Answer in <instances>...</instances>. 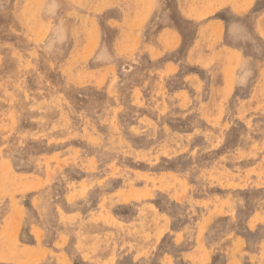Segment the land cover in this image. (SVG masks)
Listing matches in <instances>:
<instances>
[{
	"label": "rangeland",
	"instance_id": "obj_1",
	"mask_svg": "<svg viewBox=\"0 0 264 264\" xmlns=\"http://www.w3.org/2000/svg\"><path fill=\"white\" fill-rule=\"evenodd\" d=\"M71 1L0 0V176H2L0 177V214H2L0 218L1 221L3 220L2 222H4V220L6 222L0 234V242L2 241L0 243V264H36V262H39L38 259L41 260L38 264H64V261L67 259L65 264H209L213 261V255L211 252H205V245H203L205 239L204 232L213 223L215 225L217 224L219 229H221L222 232L220 231V233L225 243V247L221 250L222 256L220 255L217 259L218 264H259V262L260 264H264V52L260 59L252 61L246 62L243 58L239 59L240 62L238 63L239 60L234 62L233 59L230 65L226 66L222 62V59L215 62V64L209 68L208 75L210 77H205V95H199L200 99H198V103L196 100L197 95L189 92L185 88L172 93L168 90V85H166L167 82L165 84L162 81L158 82V80L153 82L152 76L160 75L161 77L164 73L154 68V64H152L151 67H147L144 63L133 58V56L131 57L130 55L133 53L129 55V50H133V46L129 48V45H122L120 44V40L117 45L106 44V30L104 24L107 4L113 1L114 5V3H121L123 0H120L121 2L119 0H80L79 3H77L78 0ZM125 2L129 4V0H125ZM31 11H33L32 16H30ZM83 17L84 19H82ZM44 26L46 32L44 31ZM39 30L41 34L45 32L42 38L39 37L41 36ZM38 37L40 39H37ZM134 49L138 51V46H135ZM221 54V50H219V54L216 56L222 58V56H220ZM129 58L131 61L128 60ZM75 66H77L76 69H74ZM71 71L75 76L71 74ZM115 76L119 79H116ZM146 80H148V82H146ZM201 88V86H198L199 90ZM11 98L13 100H11ZM41 100H45L44 103L41 102ZM195 101H197V103H195ZM157 102H159V104ZM156 105H158L157 108H155ZM59 107L60 110L58 109ZM54 109H56V111ZM188 110L190 111L188 112ZM105 112L108 115H106ZM84 113L87 114L84 115ZM158 116L159 118H157ZM81 118L85 119L83 120ZM73 119L75 120L73 121ZM148 120L154 123L152 124L151 121L149 123ZM254 120L257 121L254 123ZM258 120L261 121L262 124ZM240 121L242 122L240 123ZM87 123L90 124V126ZM110 124L111 127H109ZM124 124L126 126H124ZM137 124H139V126ZM154 124H157V128ZM76 126L79 127L77 128ZM139 127L142 128L139 129ZM170 128L172 130L174 129L173 132L175 131V133H173ZM165 130H167L166 133ZM241 131L243 133H241ZM109 132H111L112 135ZM202 132L207 133V136ZM215 132H217L219 136ZM102 134L103 136H101ZM192 139L195 140L193 141ZM118 141H121L120 144ZM52 142H54V144H51ZM99 142L101 146L98 144ZM245 142H247V144ZM164 143L168 145L166 146ZM176 146L178 147L176 148ZM185 146H188V148ZM160 147L162 149L165 147L166 149L160 150ZM75 150L77 153H75ZM145 150L147 153L144 152ZM238 152L240 154H238ZM74 155L77 156L74 157ZM137 156H139V158L142 156V159H139ZM73 159L77 161L74 162ZM91 159L93 160L91 161ZM8 165H10L11 168ZM7 166L9 168H6ZM175 166H177V168ZM48 170L51 172L49 175L48 172L47 175L51 178H48L46 175ZM111 171L117 174H112ZM136 171H138V173ZM204 171L206 173H203ZM146 172H149V174L146 175ZM13 174L15 175L14 178ZM237 174L241 175L237 176ZM4 178L7 179L5 180ZM39 178L42 184L39 182ZM226 178L228 179L226 180ZM131 179L133 181H131ZM12 180L13 183H10ZM66 180L68 182H66ZM91 182L93 183L92 185H90ZM85 183L87 186H85V188L87 190L82 187ZM66 184L67 186H65ZM165 184L168 186H165ZM259 184L262 185L260 186ZM1 186H3V188H1ZM178 186L181 188L184 186L185 188L183 187L182 189L187 190V192L185 191V193L182 194L181 192H184V190L182 191ZM71 187L72 189H70ZM148 189L149 192H147ZM143 190H146V193ZM219 191L221 193H219ZM125 193H127L128 197ZM147 193L150 194L148 195ZM178 193L180 196H178ZM69 195L71 197H69ZM114 196H117V198L115 199ZM227 196H229L230 199ZM135 198H137V200ZM14 199L17 200V203ZM111 199H114V201L112 202ZM115 200L118 202L116 203ZM42 201H44V203ZM58 201L60 204L57 203ZM103 201L104 206L102 203ZM197 202L198 204H196ZM227 202H229V205ZM21 205L22 207H19ZM170 208H172V210ZM219 208L222 209L220 210ZM212 210L215 212H212ZM226 210H229L228 213ZM20 211L23 214L20 213ZM71 213H73L74 216L71 215ZM77 213H79V215ZM212 213L214 215L216 214V216H213ZM14 214H18V217L16 216V218L13 219L15 216ZM256 214H258V216ZM97 215L98 219L96 218ZM260 215L263 218L260 217ZM212 216L214 218H211ZM252 216L255 219H253ZM38 217H40V219ZM92 217L96 219H92ZM129 217H131V220H129ZM139 219H141V221ZM198 219H200V221H197ZM117 221H120L121 225L118 224ZM206 221L208 224H205ZM20 223L22 224L20 225ZM63 223L66 224L64 225ZM154 223L156 225H154ZM193 225L196 227L194 228ZM5 228L7 231H5ZM133 229L136 232H134ZM199 229L203 230V233H200L201 230ZM149 230H151V233ZM37 231L38 233L40 231L42 232V234H40L41 232L39 233L40 239ZM71 232L73 233L71 234ZM161 233L163 235H161ZM10 236L14 238L11 239ZM173 237L178 239L176 240L177 242ZM7 238L11 240H7ZM94 238L96 240H94ZM199 238H201V241ZM64 239H66V241H62ZM81 239L82 242L79 241ZM149 239L151 240L150 243H148ZM199 242H202V245H200L201 243ZM239 242L242 243L243 246L240 244V247L238 245ZM83 243L86 245H83ZM254 243L257 244L255 245ZM80 244L83 248L85 247V250H83L81 246H78ZM94 244L98 247L96 245V248L93 247ZM130 245L133 246L130 247ZM236 245L238 248L237 251L235 249ZM141 246H143L142 249ZM246 246L249 249H247ZM88 247L91 248V250L89 249L90 252H88ZM154 247L156 248L154 249ZM44 248H47L46 251ZM185 248H187V250ZM79 249L81 251H79ZM234 253L237 257L234 256ZM41 254H44L43 257L40 256ZM97 254L98 256H94ZM30 255L35 256L31 258ZM37 256H40V258H37ZM158 257H160V259ZM94 258H96L97 261ZM256 258L257 260L259 258L260 261H257Z\"/></svg>",
	"mask_w": 264,
	"mask_h": 264
},
{
	"label": "crops",
	"instance_id": "obj_2",
	"mask_svg": "<svg viewBox=\"0 0 264 264\" xmlns=\"http://www.w3.org/2000/svg\"><path fill=\"white\" fill-rule=\"evenodd\" d=\"M245 1L129 0L128 4L123 0L114 5L112 1L107 4L105 13V41L107 45H117L120 40L122 45L133 46V50H129V55L133 53L130 56L144 63L145 66L151 67L154 64V68L161 70L164 75L152 76V80L159 82L162 79V82H167L168 90L172 93L185 88L198 97L203 96L205 95V77H210L208 71L215 62L222 59L226 66L230 65L233 59L235 62L239 58H244L247 62L262 57L264 0H247L244 4ZM220 22L223 27L220 26ZM118 23L121 24L118 25ZM136 35L137 37H134ZM117 36L120 38L118 39ZM135 46H138V51L134 49ZM219 50H221L222 58L216 56ZM198 86L204 87L199 90ZM198 97H196L197 101ZM5 224V220L1 222L0 218V233ZM220 235V229L214 223L205 231V252L208 250L207 252L213 253V261L209 264H218L217 259L221 255L222 248L225 247Z\"/></svg>",
	"mask_w": 264,
	"mask_h": 264
},
{
	"label": "bare ground",
	"instance_id": "obj_3",
	"mask_svg": "<svg viewBox=\"0 0 264 264\" xmlns=\"http://www.w3.org/2000/svg\"><path fill=\"white\" fill-rule=\"evenodd\" d=\"M19 1H20V0H19ZM21 1H23V0H21ZM51 1H53V0H51ZM67 1H68V0H67ZM70 1H71V0H70ZM72 1H74V0H72ZM72 1H71V2H72ZM102 1H103V0H102ZM119 1H120V0H119ZM181 1H182V0H181ZM241 1H242V0H241ZM246 1H247V0H246ZM246 1L244 2V4L247 3ZM257 1H258V0H257ZM10 2H11V1H10ZM65 2H66V1H65ZM75 2H76V1H75ZM79 2H80V0H78L77 3H79ZM120 2H121V1H120ZM208 2H209V1H208ZM52 3H53V2H52ZM77 3H76V4H77ZM81 3H82V2H81ZM85 3H86V2H85ZM131 3H132V2H131ZM210 3H211V2H210ZM49 4H50V3H49ZM76 4H75V5H76ZM202 4H203V3H202ZM50 5H51V4H50ZM75 5H74V6H75ZM174 5H175V4H174ZM6 6H7V5H6ZM53 6H54V5H53ZM79 6H80V5H79ZM81 6H82V5H81ZM30 7H31V6H30ZM72 7H73V6H72ZM87 7H88V5H87ZM126 7H127V6H126ZM129 7H130V6H129ZM122 8H123V7H122ZM69 9H70V8H69ZM73 9H74V7H73ZM142 9H143V7H142ZM144 9H145V8H144ZM209 9H210V8H209ZM246 9H247V8H246ZM29 10H30V8H29ZM40 10H41V9H40ZM71 10H72V9H71ZM239 10H240V9H239ZM129 11H130V10H129ZM132 11H133V9H132ZM32 12H33V11H31V15H30V16L33 15ZM121 12H122V10H121ZM225 12H226V11H225ZM48 13H49V12H48ZM65 13H66V12H65ZM70 13H71V12H70ZM80 13H82V12H80ZM90 13H91V12H90ZM122 13H123V12H122ZM127 13H128V11H127ZM251 13H252V12H251ZM155 14H156V13H155ZM34 15H35V14H34ZM80 15H81V14H80ZM116 16H117V15H116ZM118 16H119V15H118ZM245 16H246V15H245ZM36 17H37V16H36ZM78 17H79V16H78ZM179 17H180V16H179ZM204 17H205V16H204ZM80 18H81V16H80ZM130 18H131V16L129 17V19H130ZM241 18H242V17H241ZM27 19H28V18H27ZM82 19H84V17H83ZM216 19H217V18H216ZM250 19H251V18H250ZM78 20H79V19H78ZM38 21H40V20H38ZM115 21H116V20H115ZM204 21H205V20H204ZM215 21H216V20H215ZM217 21L219 22V20H217ZM29 22H30V21H29ZM43 22H44V21H43ZM79 22H81V21H79ZM182 22H183V21H182ZM77 23H78V22H77ZM121 23H122V22H121ZM121 23H120V24H121ZM28 24H29V23H28ZM30 24H31V22H30ZM41 24H42V23H41ZM80 24H81V23H80ZM122 24H123V23H122ZM213 24H214V23H213ZM215 24H216V23H215ZM39 25H40V24H39ZM44 25H45V24H44ZM76 25H77V24H76ZM78 25H79V24H78ZM118 25H119V24H118ZM123 25H124V24H123ZM4 26H5V25H4ZM27 26H28V25H27ZM33 26H34V25H33ZM81 26H82V24H81ZM220 26L223 27V24L221 25V22H220ZM75 27H77V26H75ZM127 27H128V26H127ZM129 27H130V26H129ZM132 27H133V26H132ZM138 27H139V26H138ZM213 27H214V26H213ZM217 27H218V24H217ZM217 27H215V28H217ZM77 28H78V27H77ZM80 28H82V27H80ZM135 28H136V27H135ZM219 28H221V27H219ZM40 29H42V28H40ZM44 29H45V26H44ZM110 29H111V28H110ZM130 29H131V28H130ZM132 29H133V28H132ZM185 29H187V28H185ZM215 30H217V29H215ZM220 30H221V29H220ZM222 30H223V28H222ZM16 31H17V30H16ZM44 31L46 32V29H45ZM44 31H43V32H44ZM115 31H116V30H115ZM255 31H256V30H255ZM34 32H35V31H34ZM36 32H37V31H36ZM45 32L41 34V33H40V30H39V33L41 34V36H39V37L42 38V37L45 35ZM72 32H73V31H72ZM78 32H80V31H78ZM93 32H94V29H93ZM93 32H92V33H93ZM113 32H114V31H113ZM132 32H133V31H132ZM132 32H131V33H132ZM137 32H138V31H137ZM193 32H194V31H193ZM251 32H252V31H251ZM70 33H71V32H70ZM138 33H139V32H138ZM155 33H156V32H155ZM4 34H5V33H4ZM120 34H121V33H120ZM120 34H119V35H120ZM191 34H192V33H191ZM36 35H37V34H36ZM42 35H43V36H42ZM91 35H92V34H91ZM113 35H114V34H113ZM119 35H118V36H119ZM154 35H155V34H154ZM219 35H221V34L219 33ZM37 36H38V35H37ZM71 36H72V35H71ZM95 36H96V35H95ZM118 36H117V38H118ZM138 36H139V35H138ZM143 36H145V35H143ZM178 36H179V35H178ZM217 36H218V35H217ZM39 37H38L37 39H40ZM130 37H131V36H130ZM134 37H137V35L134 36ZM145 37H146V36H145ZM150 37H151V36H150ZM94 38H95V37H94ZM96 38H97V36H96ZM117 38H116V39H117ZM119 38H120V37H119ZM119 38H118V39H119ZM143 38H144V37H143ZM143 38H142V39H143ZM219 38H220V37H219ZM7 39H8V38H7ZM29 39H30V38H29ZM178 39H179V37H178ZM12 40H13V39H12ZM45 40H46V39H45ZM45 40H44V41H45ZM95 40H96V39H95ZM121 40H123V39H121ZM136 40H137V38H136ZM154 40H155V38H154ZM36 41H37V40H36ZM42 41H43V40H42ZM92 41H93V40H92ZM98 41H99V40H98ZM124 41H125V40H124ZM143 41H144V40H143ZM151 41H152V40H151ZM151 41H149V42H151ZM1 42H2V41H1ZM15 42H16V41H15ZM96 42H97V41H96ZM96 42H95V43H96ZM139 42H140V41H139ZM259 42H260V41H259ZM35 43H36V42H35ZM37 43H38V42H37ZM69 43H70V42H69ZM136 43H137V42H136ZM178 43H179V42H178ZM260 43H261V42H260ZM10 44H11V43H10ZM32 44H33V43H32ZM125 44H126V43H125ZM134 44H135V43H134ZM176 44H177V43H176ZM202 44H203V43H202ZM95 45H96V44H95ZM73 46H74V45H73ZM141 46H142V45H141ZM173 47H174V46H173ZM173 47H172V48H173ZM5 48H6V47H5ZM129 48H131V45H130ZM1 49H2V48H1ZM45 50H46V49H45ZM71 50H72V49H71ZM3 51H4V50H3ZM159 52H160V51H159ZM183 52H184V51H183ZM236 52H239V51L236 50ZM1 53H2V51H1ZM36 53H37V52H36ZM36 53H35V54H36ZM157 53H158V52H157ZM167 53H168V52H167ZM167 53H166V54H167ZM192 53H193V51H192ZM194 53H195V52H194ZM228 53H229V52H228ZM63 54H64V53H63ZM237 55H238V54H237ZM5 56H6V55H5ZM182 56H183V55H182ZM238 56H239V55H238ZM240 56H241V54H240ZM249 56H251V55L249 54ZM138 57H139V56H138ZM163 57H164V56H163ZM174 57H175V56H174ZM157 58H158V57H157ZM5 59H6V58H5ZM182 59H183V58H182ZM232 59H233V58H232ZM239 59H240V58H239ZM7 60H9V59H7ZM41 60H42V59H41ZM121 60H122V59H121ZM154 60H155V59H154ZM165 60H166V59H165ZM204 60H205V59H204ZM204 60H203V62H205ZM0 61H1V60H0ZM57 61H58V60H57ZM130 61H131V60H130ZM176 61H177V60H176ZM230 61H231V60H230ZM2 62H3V61H2ZM206 62H207V61H206ZM239 62H240V60L238 61V63H239ZM115 63H116V62H115ZM130 63H131V62H130ZM28 64H29V63H28ZM33 64H34V63H33ZM88 64H89V63H88ZM39 65H40V64H39ZM162 65H163V64H162ZM2 66H3V65H2ZM10 66H11V65H10ZM30 66H31V65H30ZM60 66H61V65H60ZM171 66H172V64H171ZM215 66H216V65H215ZM76 67H77V66H75L74 69H76ZM112 67H113V66H112ZM143 67H144V66H143ZM174 67H175V66H174ZM3 68H4V67H3ZM32 68H33V67H32ZM42 68H43V67H42ZM63 68H64V67H63ZM114 68H115V67H114ZM175 68H177V66H176ZM175 68H174V70H175ZM186 68H187V67H186ZM186 68H185V69H186ZM215 68H216V67H215ZM217 68H218V67H217ZM70 69H71V68H70ZM70 69H69V70H70ZM128 69H129V68H128ZM30 70H31V69H30ZM44 70H45V69H44ZM69 70H68V71H69ZM143 70H144V69H143ZM143 70H142V71H143ZM171 70H173V69H171ZM174 70H173V71H174ZM46 71H47V70H46ZM72 71H74V70H72ZM72 71H71V74H72ZM167 71H168V70H167ZM47 72H48V71H47ZM76 72H77V70H76ZM114 72H115V71H114ZM114 72H113V73H114ZM139 72H140V71H139ZM139 72H138V73H139ZM48 73H49V72H48ZM48 73H47V74H48ZM73 73H74V72H73ZM25 74H26V73H25ZM25 74H24V75H25ZM49 74H50V73H49ZM79 74H80V73H79ZM79 74H78V75H79ZM104 74H105V73H104ZM104 74H103V75H104ZM225 74H226V73H225ZM235 74H236V73H235ZM235 74H234V75H235ZM6 75H7V74H6ZM72 75H73V74H72ZM103 75H102V77H103ZM105 75H107V74H105ZM133 75H134V74H133ZM161 75H162V74H161ZM73 76H75V75H73ZM86 77H87V76H86ZM107 77H108V76H107ZM161 77H162V76H161ZM164 77H165V76H164ZM171 77H172V76H171ZM233 77H234V76H233ZM115 78H116V76H115ZM115 78H114V79H115ZM176 78H177V77H176ZM105 79H106V78H105ZM105 79H104V80H105ZM116 79H119V78H116ZM133 79H134V78H133ZM138 79H139V77H138ZM169 79H170V78H169ZM79 80H80V79H79ZM83 80H84V79H83ZM104 80H103V81H104ZM134 80H135V79H134ZM179 80H180V79H179ZM18 81H19V80H18ZM161 81H162V79H161ZM175 81H176V80H175ZM211 81H212V80H211ZM253 81H254V80H253ZM105 82H106V81H105ZM146 82H148V80H146ZM149 82H150V81H149ZM233 82H234V81H233ZM102 83H103V82H102ZM102 83H101V84H102ZM150 83H151V82H150ZM161 83H162V82H161ZM163 83H164V82H163ZM175 83H176V82H175ZM209 83H210V82H209ZM164 84H165V83H164ZM183 84H184V83H183ZM232 84H233V83H232ZM52 85H53V84H52ZM61 85H62V84H61ZM176 85H177V84H176ZM184 85H185V84H184ZM188 85H189V84H188ZM236 85H237V84H236ZM5 86H6V85H5ZM169 86H170V85H169ZM185 86H187V85H185ZM18 87H19V86H18ZM132 87H133V86H132ZM132 87H131V88H132ZM203 87H204V86H203ZM203 87H202V88H203ZM207 87H209V86H207ZM244 87H245V86H244ZM252 87H253V86H252ZM19 88H21V87H19ZM140 88H141V85H140ZM177 88H178V87H176V89H177ZM180 88H181V87H180ZM202 88H201V89H202ZM237 88H238V87H237ZM246 88H247V86H246ZM194 89H195V88H194ZM201 89H200V90H201ZM232 89H233V88H232ZM131 90H132V89H131ZM140 90H141V89H140ZM242 90H243V89H242ZM60 91H61V90H60ZM126 91H127V90H126ZM128 91H129V90H128ZM234 91H235V90H234ZM9 92H11V91H9ZM159 92H160V91H159ZM203 92H204V91H203ZM240 92H241V90H240ZM249 92H250V91H249ZM11 93H12V92H11ZM122 93H123V92H122ZM139 93H140V92H139ZM142 93H143V92H142ZM155 93H156V92H155ZM103 94H104V93H103ZM188 94H189V93H188ZM199 94H200V93H199ZM199 94H198V95H199ZM201 94H202V93H201ZM246 94H247V93H246ZM248 94H249V93H248ZM47 95H48V94H47ZM127 95H128V94H127ZM140 95H141V94H140ZM169 95H170V94H169ZM27 96H28V95H27ZM63 96H64V95H63ZM120 96H121V95H120ZM143 96H144V95H143ZM143 96H142V97H143ZM165 96H166V94H165ZM186 96H187V94H186ZM15 97H16V96H15ZM139 97H140V96H139ZM157 97H158V96H157ZM187 97H188V96H187ZM197 97H198V96H197ZM199 97H200V96H199ZM199 97H198V99H200ZM234 97H235V96H234ZM236 97H237V96H236ZM13 98H14V97H13ZM58 98H59V97H58ZM100 98H101V97H100ZM111 98H112V97H111ZM144 98H145V97H144ZM174 98H176V97H174ZM190 98H191V97H190ZM201 98H202V97H201ZM238 98H239V97H238ZM26 99H27V98H26ZM124 99H125V98H124ZM177 99H178V98H177ZM186 99H187V98H186ZM11 100H13V99L11 98ZM11 100H10V102H11ZM122 100H123V99H122ZM143 100H144V99H143ZM154 100H155V98H154ZM156 100H157V98H156ZM162 100H163V99H162ZM165 100H166V98H165ZM44 101H45V100H44ZM44 101L41 100V102H43V103H44ZM53 101H54V100H53ZM59 101H60V100H59ZM59 101H58V102H59ZM120 101H121V100H120ZM150 101H151V100H150ZM152 101H153V100H152ZM191 101H192V100H191ZM220 101H221V100H220ZM63 102H64V101H63ZM65 102H66V101H65ZM114 102H115V101H114ZM154 102H155V101H154ZM166 102H167V101H166ZM195 102H196V101H195ZM203 102H204V101H203ZM234 102H235V101H234ZM237 102H238V101H237ZM11 103H12V102H11ZM56 103H57V102H56ZM66 103H67V102H66ZM144 103H145V101H144ZM157 103L159 104V102H157ZM161 103H162V102H161ZM184 103H185V102H184ZM189 103H190V102H189ZM198 103H199V102H198ZM108 104H109V103H108ZM186 104H187V102H186ZM225 104H226V103H225ZM262 104H263V103H262ZM51 105H52V104H51ZM114 105H115V104H114ZM176 105H177V104H176ZM178 105H179V104H178ZM200 105H202V104H200ZM240 105H241V104H240ZM57 106H58V105H57ZM111 106H112V105H111ZM157 106H158V105H156V107H155V106H154V107L157 108ZM228 106H229V105H228ZM232 106H233V104H232ZM236 106H237V105H236ZM262 106H263V105H262ZM101 107H102V106H101ZM113 107H114V106H113ZM145 107H146V106H145ZM152 107H153V106H152ZM160 107H161V106H160ZM160 107H159V109H160ZM182 107H183V106H182ZM182 107H181V108H182ZM191 107H192V106H191ZM224 107H225V106H224ZM240 107H241V106H240ZM55 108H56V107H55ZM90 108H91V107H90ZM103 108H104V107H103ZM105 108H106V107H105ZM127 108H128V107H127ZM193 108H194V107H193ZM195 108H196V107H195ZM228 108H229V107H228ZM52 109H53V108H52ZM56 109H57V108H56ZM56 109H54V110L56 111ZM58 109L60 110V107H59ZM62 109H63V108H62ZM88 109H89V108H88ZM101 109H102V108H101ZM135 109H136V108H135ZM141 109H142V108H141ZM149 109H150V108H149ZM168 109H169V108H168ZM202 109H203V108H202ZM224 109H225V108H224ZM235 109H236V108H235ZM261 109H263V108H261ZM37 110H38V109H37ZM59 110H58V111H59ZM102 110H103V109H102ZM104 110H106V109H104ZM109 110H110V109H109ZM152 110H153V109H152ZM154 110H155V109H154ZM197 110H198V108H197ZM226 110H227V109H226ZM47 111H48V110H47ZM50 111H51V110H50ZM58 111H57V112H58ZM82 111H83V110H82ZM107 111H108V110H107ZM164 111H165V110H164ZM189 111H190V110H188V112H189ZM221 111H222V110H221ZM223 111H224V110H223ZM230 111H231V110H230ZM236 111H237V110H236ZM23 112H24V111H23ZM29 112H30V111H29ZM31 112H32V111H31ZM33 112H34V111H33ZM52 112H53V111H52ZM97 112H98V111H97ZM100 112H101V111H100ZM111 112H112V110H111ZM151 112H152V111H151ZM186 112H187V111H186ZM186 112H185V113H186ZM25 113H26V112H25ZM55 113H56V112H55ZM63 113H64V112H63ZM77 113H78V112H77ZM80 113H82V112H80ZM87 113H88V112H87ZM87 113H84V115L87 114ZM91 113H92V112H91ZM103 113H104V112H103ZM115 113H116V112H115ZM120 113H121V112H120ZM173 113H175V112H173ZM246 113H247V112H246ZM49 114H50V113H49ZM96 114H97V113H96ZM100 114H101V113H100ZM105 114H106V112H105ZM164 114H165V113H164ZM182 114H183V113H182ZM182 114H181V115H182ZM38 115H39V114H38ZM76 115H77V114H76ZM78 115H79V114H78ZM88 115H89V114H88ZM106 115H108V114H106ZM179 115H180V114H179ZM201 115H202V114H201ZM227 115H228V114H227ZM230 115H231V114H230ZM240 115H241V114H240ZM261 115H262V114H261ZM148 116H149V115H148ZM167 116H168V115H167ZM183 116H184V115H183ZM191 116H192V115H191ZM191 116H189V117H191ZM210 116H211V115H210ZM219 116H221V115H219ZM219 116H218V117H219ZM225 116H226V115H225ZM237 116H238V115H237ZM243 116H244V115H243ZM23 117H24V116H23ZM29 117H30V116H29ZM77 117H78V116H77ZM81 117H82V116H81ZM95 117H96V116H95ZM132 117H133V116H132ZM211 117H212V116H211ZM228 117H229V116H228ZM228 117H227V118H228ZM230 117H231V116H230ZM254 117H255V116H254ZM258 117H259V116H258ZM92 118H93V116H92ZM106 118H107V117H106ZM145 118H149V117H145ZM151 118H152V117H151ZM157 118H159V116H158ZM175 118H176V117H175ZM187 118H188V117H187ZM197 118H198V117H197ZM235 118H236V117H235ZM256 118H257V117H256ZM31 119H32V118H31ZM76 119H77V118H76ZM81 119L84 120L85 118H81ZM87 119H88V117H87ZM87 119H86V120H87ZM100 119H101V118H100ZM100 119H99V120H100ZM139 119H140V118H139ZM139 119H138V120H139ZM141 119H142V118H141ZM201 119H202V118H201ZM218 119H220V118H218ZM239 119H240V118H239ZM241 119H242V118H241ZM258 119H259V118H258ZM28 120H29V119H28ZM41 120H42V119H41ZM71 120H72V119H71ZM74 120H75V119H73V121H74ZM86 120H85V121H86ZM104 120H107V119H104ZM104 120H103V121H104ZM108 120H109V119H108ZM112 120H113V119H112ZM202 120H203V119H202ZM225 120H226V119H225ZM225 120H224V121H225ZM228 120H229V119H228ZM228 120H227V122H228ZM234 120H235V119H234ZM29 121H30V120H29ZM92 121H93V120H92ZM100 121H101V120H100ZM128 121H129V120H128ZM141 121H142V120H141ZM148 121H149V120H148ZM150 121H151V120H150ZM150 121H149V123H150ZM205 121H206V120H205ZM230 121H231V120H230ZM255 121H257V120H254V123H255ZM258 121H259V120H258ZM87 122H88V121H87ZM114 122H115V121H114ZM123 122H124V121H123ZM136 122H137V121H136ZM167 122H169V121H167ZM188 122H189V121H188ZM236 122H237V121H236ZM241 122H242V121H240V123H241ZM250 122H251V121H250ZM259 122H261V121H259ZM71 123H72V122H71ZM100 123H101V122H100ZM142 123H143V122H142ZM151 123H152V121H151ZM153 123H154V122H153ZM153 123H152V124H153ZM196 123H197V122H196ZM20 124H21V123H20ZM87 124H88V123H87ZM92 124H93V123H92ZM92 124H91V125H92ZM112 124H113V123H112ZM145 124H146V123H145ZM188 124H189V123H188ZM208 124H209V123H208ZM236 124H237V123H236ZM261 124H262V122H261ZM13 125H14V124H13ZM13 125H12V126H13ZM88 125L90 126V124H88ZM96 125H97V124H96ZM96 125H95V126H96ZM137 125L139 126V124H137ZM154 125H155V124H154ZM156 125H157V124H156ZM156 125H155V126H156ZM195 125H196V124H195ZM195 125H194V127H195ZM3 126H4V124H3ZM18 126H19V125H18ZM21 126H22V125H21ZM26 126H27V125H26ZM58 126H59V125H58ZM80 126H81V124H80ZM118 126H119V125H118ZM121 126H122V125H121ZM124 126H126V125L124 124ZM124 126H123V127H124ZM130 126H131V125H130ZM146 126H147V125H146ZM150 126H151V125H150ZM165 126H166V125H165ZM192 126H193V125H192ZM241 126H242V125H241ZM247 126H248V125H247ZM251 126H253V125H251ZM256 126H257V124H256ZM260 126H262V125H260ZM6 127H7V126H6ZM6 127H5V128H6ZM10 127H11V126H10ZM76 127H77V126H76ZM78 127H79V126H78ZM78 127H77V128H78ZM109 127H111V124H110ZM109 127H108V128H109ZM112 127H113V126H112ZM136 127H137V126H136ZM158 127H159V126H158ZM166 127H167V126H166ZM168 127H169V126H168ZM177 127H178V126H177ZM226 127H227V126H226ZM238 127H239V126H238ZM238 127H237V128H238ZM41 128H42V126H41ZM77 128H76V129H77ZM94 128H95V127H94ZM94 128H93V129H94ZM131 128H132V127H131ZM134 128H135V127H134ZM137 128H138V127H137ZM140 128H142V127H139V129H140ZM147 128H148V127H147ZM156 128H157V126H156ZM189 128H190V127H189ZM242 128H243V127H242ZM0 129H1V128H0ZM72 129H73V128H72ZM95 129H96V128H95ZM117 129H118V127H117ZM117 129H116V130H117ZM119 129H120V128H119ZM128 129H129V128H128ZM159 129H160V128H159ZM168 129H169V128H168ZM170 129H171V128H170ZM179 129H180V128H179ZM194 129H195V128H194ZM199 129H200V128H199ZM205 129H206V128H205ZM230 129H231V128H230ZM240 129H241V128H240ZM63 130H64V129H63ZM91 130H92V129H91ZM110 130H111V128H110ZM149 130H150V129H149ZM171 130H172V129H171ZM173 130H174V129H173ZM173 130H172V132H173ZM195 130H196V129H195ZM195 130H194V132H195ZM206 130H207V129H206ZM246 130H248V129H246ZM38 131H39V130H38ZM72 131H73V130H72ZM81 131H83V130H81ZM87 131H88V130H87ZM95 131H96V130H95ZM95 131H94V132H95ZM108 131H109V130H108ZM119 131L122 132L121 130H119ZM136 131H137V130H136ZM136 131H135V132H136ZM166 131H167V130H165V133H166ZM176 131H177V130H176ZM214 131H215V130H214ZM238 131H239V130H238ZM59 132H60V131H59ZM111 132H112V131H111ZM111 132H109V133H111ZM148 132H149V131H148ZM189 132H190V131H189ZM192 132H193V131H192ZM209 132H210V131H209ZM221 132H222V131H221ZM254 132H255V131H254ZM55 133H56V130H55ZM79 133H80V132H79ZM89 133H90V132H89ZM92 133H93V132H92ZM122 133H123V132H122ZM141 133H142V132H141ZM173 133H175V131H174ZM176 133H177V132H176ZM180 133H182V132H180ZM185 133H186V132H185ZM202 133H204V135L206 134V136H207V133H205V132H202ZM212 133H213V132H212ZM215 133H217V132H215ZM219 133H220V132H219ZM241 133H243V132L241 131ZM59 134H60V133H59ZM82 134H83V132H82ZM86 134H87V133H86ZM95 134H96V132H95ZM98 134H100V133H98ZM115 134H116V133H115ZM186 134H187V133H186ZM190 134H192V133H190ZM217 134H218V133H217ZM217 134H216V135H217ZM221 134H222V133H221ZM223 134H224V133H223ZM79 135H80V134H79ZM108 135H109V134H108ZM111 135H112V133H111ZM113 135H114V134H113ZM128 135H129V134H128ZM174 135H175V134H174ZM178 135H179V134H178ZM192 135H193V134H192ZM242 135H243V134H242ZM250 135H251V134H250ZM250 135H249V136H250ZM252 135H253V134H252ZM54 136H55V135H54ZM58 136H59V135H58ZM90 136H91V135H90ZM101 136H103V134H102ZM101 136H100V137H101ZM109 136H110V135H109ZM109 136H108V137H109ZM137 136H138V135H137ZM171 136H172V135H171ZM218 136H219V134H218ZM221 136H223V135H221ZM134 137H135V136H134ZM180 137H181V136H180ZM185 137H186V136H185ZM189 137H190V136H189ZM192 137H193V136H192ZM94 138H95V137H94ZM109 138H110V137H109ZM171 138H173V137H171ZM176 138H177V135H176ZM176 138H175V139H176ZM190 138H191V137H190ZM201 138H202V137H201ZM208 138H209V136H208ZM237 138H238V137H237ZM55 139H56V137H55ZM101 139H102V138H101ZM121 139H122V138H121ZM163 139H164V138H163ZM166 139L169 140L168 138H166ZM209 139H210V138H209ZM97 140H98V139H97ZM108 140H110V139H108ZM118 140H119V138H118ZM132 140H133V136H132ZM192 140H193V139H192ZM194 140H195V139H194ZM194 140H193V141H194ZM206 140H207V139H206ZM236 140H237V139H236ZM238 140H239V139H238ZM51 141H52V140H51ZM55 141H56V140H55ZM86 141H89V140H86ZM86 141H85V142H86ZM95 141H96V140H95ZM98 141H99V140H98ZM121 141H122V140H121ZM121 141H118L119 144H120ZM164 141H165V140H164ZM223 141H224V140H223ZM241 141H242V140H241ZM243 141H244V140H243ZM4 142H5V141H4ZM70 142H71V141H70ZM128 142H129V141H128ZM128 142H127V143H128ZM135 142H136V141H135ZM189 142H190V141H189ZM221 142H222V141H221ZM62 143H63V142H62ZM112 143H113V142H112ZM180 143H181V142H180ZM237 143H238V141H237ZM245 143L247 144V142H245ZM257 143H258V142H257ZM12 144H13V143H12ZM51 144H54V142H52ZM71 144H72V143H71ZM98 144L100 145V142H99ZM128 144H130V143H128ZM164 144L166 145V143H164ZM164 144H163V146H164ZM206 144H207V143H206ZM217 144H218V143H217ZM239 144H240V143H239ZM239 144H238V145H239ZM241 144H242V142H241ZM35 145H36V144H35ZM67 145H68V144H67ZM96 145H97V144H96ZM96 145H95V146H96ZM113 145H114V144H113ZM142 145H143V144H142ZM152 145H154V144H152ZM167 145H168V144H167ZM167 145H166V146H167ZM202 145H203V144H202ZM44 146H46V145H44ZM54 146H55V145H54ZM100 146H101V145H100ZM132 146H133V145H132ZM132 146H131V147H132ZM150 146H151V145H150ZM203 146H204V145H203ZM213 146H214V145H213ZM239 146H240V145H239ZM239 146H238V147H239ZM244 146H245V145H244ZM24 147H26V146H24ZM34 147H35V146H34ZM84 147H85V146H84ZM129 147H130V146H129ZM158 147H159V146H158ZM177 147H178V146H176V148H177ZM185 147L188 148V146H185ZM185 147H184V148H185ZM195 147H197V146H195ZM195 147H194V148H195ZM210 147H211V146H210ZM231 147H232V146H231ZM255 147H256V146H255ZM41 148H42V147H41ZM49 148H50V147H49ZM51 148H52V147H51ZM63 148H64V147H63ZM69 148H70V147H69ZM98 148H99V147H98ZM103 148H104V146H103ZM111 148H112V145H111ZM132 148H134V147H132ZM148 148H149V147H148ZM160 148H161V147H160ZM180 148H181V146H180ZM182 148H183V147H182ZM194 148H193V149H194ZM205 148H206V147H205ZM22 149H23V148H22ZM36 149H37V148H36ZM58 149H59V148H58ZM80 149H81V148H80ZM125 149H126V148H125ZM134 149H135V148H134ZM146 149H147V148H146ZM164 149H166V148L164 147L163 149L161 148L160 150H164ZM178 149H179V148H178ZM185 149H186V148H185ZM193 149H192V150H193ZM231 149H232V148H231ZM246 149H247V148H246ZM47 150H48V149H47ZM64 150H65V149H64ZM78 150H79V149H78ZM118 150H119V149H118ZM123 150H124V149H123ZM139 150H140V149H139ZM142 150H143V149H142ZM151 150H152V148H151ZM173 150H174V148H173ZM199 150H201V149H199ZM207 150H208V148H207ZM217 150H218V149H217ZM26 151H27V150H26ZM26 151H25V152H26ZM34 151H35V150H34ZM45 151H46V150H45ZM119 151H121V150H119ZM140 151H141V150H140ZM184 151H185V150H184ZM222 151H223V150H222ZM260 151H261V150H260ZM38 152H39V151H38ZM78 152H79V151H78ZM80 152H81V151H80ZM127 152H128V151H127ZM130 152H131V151H130ZM136 152H137V151H136ZM144 152H146V150H145ZM148 152H149V151H148ZM153 152H154V151H153ZM153 152H152V153H153ZM164 152L167 153L166 151H164ZM179 152H180V151H179ZM189 152H190V150H189ZM27 153H28V152H27ZM36 153H37V152H36ZM47 153H48V152H47ZM75 153H77L76 150H75ZM84 153H85V152H84ZM137 153H140V152H137ZM137 153H136V154H137ZM146 153H147V152H146ZM159 153H160V152H159ZM181 153H182V152H181ZM183 153H184V152H183ZM186 153H187V152H186ZM204 153H205V152H204ZM228 153H229V152H228ZM228 153H227V154H228ZM60 154H61V153H60ZM66 154H67V153H66ZM70 154H71V153H70ZM127 154H128V153H127ZM136 154H135V155H136ZM169 154H170V153H169ZM175 154H176V153H175ZM219 154H220V153H219ZM229 154H230V153H229ZM232 154H234V153H232ZM235 154H236V153H235ZM238 154H240V153L238 152ZM241 154H242V153H241ZM22 155H23V154H22ZM58 155H59V154H58ZM92 155H93V154H92ZM119 155H120V154H119ZM125 155H126V154H125ZM128 155H129V154H128ZM135 155H134V158H135ZM157 155H158V154H157ZM157 155H156V156H157ZM193 155H194V154H193ZM204 155H205V154H204ZM76 156H77V155H76ZM76 156L74 155V157H76ZM80 156H81V155H80ZM93 156H94V155H93ZM115 156H117V155H115ZM123 156H124V155H123ZM139 156H140V155H139ZM139 156H137V157L139 158ZM146 156H147V154H146ZM243 156H244V154H243ZM258 156H259V155H258ZM47 157H48V156H47ZM85 157H86V156H85ZM94 157H95V156H94ZM102 157H103V156H102ZM119 157H120V156H119ZM141 157H142V156H141ZM141 157H140L139 159H142ZM154 157H155V155H154ZM158 157H159V156H158ZM255 157H256V156H255ZM63 158H64V157H63ZM79 158H80V157H79ZM88 158H89V157H88ZM91 158H92V157H91ZM114 158H115V157H114ZM94 159H95V158H94ZM165 159H166V158H165ZM204 159H205V158H204ZM206 159H207V158H206ZM73 160H74V159H73ZM92 160H93V159H91V161H92ZM115 160H116V159H115ZM115 160H114V161H115ZM193 160H194V159H193ZM6 161H7V160H6ZM75 161H77V160H74V162H75ZM88 161H89V160H88ZM117 161H119V160H117ZM129 161H130V160H129ZM146 161H148V160H146ZM163 161H164V160H163ZM199 161H200V160H199ZM206 161H207V160H206ZM209 161H210V160H209ZM214 161H215V160H214ZM214 161H213V162H214ZM216 161H217V160H216ZM149 162H150V161H149ZM182 162H183V161H182ZM210 162H211V161H210ZM79 163H80V162H79ZM92 163H93V162H92ZM107 163H108V162H107ZM155 163H156V162H155ZM164 163H165V162H164ZM176 163H177V162H176ZM194 163H195V162H194ZM214 163H215V162H214ZM214 163H213V164H214ZM219 163H220V162H219ZM7 164H8V163H7ZM24 164H25V163H24ZM150 164H151V162H150ZM199 164H200V163H199ZM201 164H202V163H201ZM226 164H227V163H226ZM48 165H49V162H48ZM48 165H47V166H48ZM93 165H94V164H93ZM118 165H119V164H118ZM121 165H122V164H121ZM121 165H120V166H121ZM151 165H152V164H151ZM208 165H209V164H208ZM220 165H221V164H220ZM8 166L11 168L10 165H8ZM8 166H7L6 168H9ZM49 166H50V165H49ZM94 166H95V165H94ZM126 166H127V165H126ZM166 166H167V165H166ZM206 166H207V165H206ZM211 166H212V165H211ZM214 166H215V165H214ZM214 166H213V167H214ZM226 166H227V165H226ZM236 166H237V165H236ZM238 166H239V165H238ZM19 167H20V166H19ZM36 167H37V166H36ZM84 167H85V166H84ZM112 167H113V166H112ZM175 167L177 168V166H175ZM199 167H200V166H199ZM217 167H218V166H217ZM217 167H216V169H217ZM90 168H91V166H90ZM154 168H155V167H154ZM170 168H171V167H170ZM170 168H169V169H170ZM179 168H180V167H179ZM200 168H201V167H200ZM235 168H236V167H235ZM238 168H239V167H238ZM48 169H49V167H48ZM107 169H108V168H107ZM113 169H114V168H113ZM117 169H118V166H117ZM138 169H139V168H138ZM146 169H147V168H146ZM148 169H149V168H148ZM163 169H164V168H163ZM188 169H189V168H188ZM203 169H204V168H203ZM205 169H206V167H205ZM223 169H224V168H223ZM92 170H93V169H92ZM114 170H115V169H114ZM144 170H145V169H144ZM144 170H143V171H144ZM152 170H153V169H152ZM170 170H172V169H170ZM197 170H198V169H197ZM227 170H228V169H227ZM229 170H230V169H229ZM4 171H5V170H4ZM38 171H39V170H38ZM41 171H42V170H41ZM94 171H95V170H94ZM134 171H135V170H134ZM138 171H139V170H138ZM138 171H136V172L138 173ZM173 171H174V170H173ZM187 171H188V170H187ZM232 171H233V170H232ZM48 172H49V170L46 172V175H47ZM50 172H51V171H50ZM50 172L48 173V175L50 174ZM85 172H86V171H85ZM87 172H88V171H87ZM89 172H90V171H89ZM111 172H112V174L115 173V172H113V171H111ZM165 172H166V171H165ZM208 172H209V171H208ZM210 172H211V171H210ZM244 172H245V171H244ZM4 173H5V172H4ZM7 173H8V170H7ZM41 173H42V172H41ZM137 173H136V174H137ZM143 173H145V172H143ZM146 173H147V172H146ZM155 173H157V172H155ZM176 173H177V171H176ZM197 173H198V172H197ZM203 173H206V172L204 171ZM216 173H217V171H216ZM226 173H227V172H226ZM5 174H6V173H5ZM5 174H4V175H5ZM102 174H103V173H102ZM110 174H111V173H110ZM116 174H117V173H115V175H116ZM118 174H119V173H118ZM133 174H135V173H133ZM133 174H131V175H133ZM141 174H142V173H141ZM148 174H149V172H148L146 175H148ZM150 174H151V173H150ZM178 174H179V173H178ZM186 174H187V173H186ZM200 174H201V172H200ZM209 174H210V173H209ZM213 174H214V173H213ZM235 174H236V172H235ZM244 174H245V173H244ZM11 175H12V174H11ZM20 175H21V174H20ZM25 175H26V174H25ZM48 175H47V177H48ZM107 175H108V174H107ZM164 175H165V173H164ZM172 175H173V174H172ZM179 175H181V174H179ZM179 175H177V176H179ZM183 175H184V174H183ZM228 175H229V174H228ZM240 175H241V174H240ZM240 175L237 174V176H240ZM251 175H252V174H251ZM14 176H15V175L13 174V178H14ZM33 176H34V175H33ZM41 176H42V175H41ZM64 176H65V175H64ZM84 176H85V175H84ZM100 176H102V175H100ZM155 176H156V175H155ZM173 176H174V175H173ZM215 176H216V175H215ZM217 176H218V175H217ZM233 176H234V175H233ZM260 176H261V175H260ZM263 176H264V175H263ZM0 177H2V176H0ZM3 177H4V176H3ZM5 177H6V175H5ZM49 177H50V176H49ZM49 177H48V178H49ZM65 177H66V176H65ZM92 177H94V176H92ZM96 177H97V176H96ZM96 177H95V178H96ZM106 177H108V176H106ZM133 177H134V176H133ZM149 177H150V176H149ZM160 177H161V176H160ZM163 177H164V176H163ZM170 177H171V176H170ZM229 177H230V176H229ZM261 177H262V176H261ZM17 178H18V176H17ZM23 178H24V177H23ZM34 178H36V177H34ZM48 178H47V179H48ZM50 178H51V177H50ZM84 178H85V177H84ZM152 178H153V177H152ZM156 178H157V177H156ZM177 178H178V177H177ZM177 178H176V179H177ZM182 178H183V176H182ZM187 178H188V176H187ZM262 178H263V177H262ZM4 179H5V178H4ZM6 179H7V178H6ZM6 179H5V180H6ZM10 179H11V178H10ZM10 179H9V180H10ZM21 179H22V178H21ZM24 179H25V178H24ZM71 179H72V177H71ZM73 179H75V178H73ZM77 179H78V178H77ZM102 179H103V178H102ZM122 179H123V178H122ZM160 179H161V178H160ZM185 179H186V178H185ZM224 179H225V178H224ZM227 179H228V178H226V180H227ZM233 179H234V178H233ZM263 179H264V178H263ZM263 179H262V180H263ZM2 180H3V179H2ZM14 180H15V179H14ZM35 180H36V179H35ZM41 180H42V179H41ZM91 180H92V179H91ZM124 180H126V179H124ZM124 180H122V181H124ZM127 180H128V179H127ZM129 180H130V179H129ZM138 180H139V178H138ZM151 180H152V179H151ZM167 180H168V178H167ZM167 180H166V181H167ZM177 180H178V179H177ZM179 180H180V179H179ZM182 180H183V179H182ZM204 180H205V179H204ZM212 180H214V179H212ZM235 180H236V179H235ZM10 181H11V180H10ZM25 181H26V180H25ZM31 181H32V180H31ZM37 181H38V180H37ZM47 181H48V180H47ZM49 181H50V180H49ZM51 181H52V180H51ZM77 181H78V180H77ZM82 181H83V180H82ZM85 181H86V180H85ZM93 181H94V180H93ZM118 181H119V180H118ZM131 181H133V180L131 179ZM142 181H143V180H142ZM147 181H148V180H147ZM175 181H176V180H175ZM210 181H211V180H210ZM224 181H225V180H224ZM224 181H223V182H224ZM248 181H249V180H248ZM252 181H253V180H252ZM255 181H256V180H255ZM255 181H254V182H255ZM263 181H264V180H263ZM7 182H8V181H7ZM35 182H36V181H35ZM39 182H40V178H39ZM66 182H68V181L66 180ZM83 182H84V181H83ZM97 182H98V181H97ZM126 182H127V181H126ZM158 182H159V181H158ZM164 182H165V181H164ZM168 182H169V181H168ZM176 182H177V181H176ZM180 182H181V180H180ZM180 182H179V184H180ZM187 182H188V180H187ZM257 182H258V181H257ZM10 183H13V180H12V182H10ZM40 183H41V182H40ZM44 183H45V182H44ZM86 183H87V182H86ZM86 183H85L84 186L81 185V186L83 187V189L85 188ZM88 183H89V182H88ZM101 183H102V182H101ZM185 183H186V182H185ZM209 183H210V182H209ZM238 183H239V182H238ZM245 183H246V182H245ZM245 183H244V184H245ZM14 184H15V183H14ZM17 184H18V181H17ZM26 184H27V183H26ZM35 184H36V183H35ZM41 184H42V183H41ZM73 184H75V183H73ZM73 184H72V185H73ZM76 184H77V183H76ZM83 184H84V183H83ZM92 184H93V183L91 182L90 185H92ZM95 184H96V183H95ZM122 184H123V183H122ZM128 184H129V183H128ZM130 184H131V183H130ZM140 184H141V183H140ZM155 184H156V183H155ZM159 184H160V182H159ZM168 184H169V183H168ZM177 184H178V183H177ZM179 184H178V185H179ZM183 184H184V183H183ZM233 184H234V183H233ZM252 184H253V183H252ZM96 185H97V184H96ZM157 185H158V184H157ZM171 185H172V184H171ZM181 185H182V184H181ZM223 185H224V184H223ZM240 185H241V184H240ZM240 185H239V186H240ZM253 185H254V184H253ZM257 185H258V183H257ZM259 185H260V184H259ZM261 185H262V184H261ZM261 185H260V186H261ZM263 185H264V184H263ZM15 186H16V184H15ZM24 186H25V185H24ZM32 186H33V185H32ZM34 186H35V185H34ZM65 186H67V184H66ZM81 186H80V187H81ZM99 186H100V185H99ZM99 186H98V187H99ZM154 186H155V185H154ZM165 186H168V185L165 184ZM186 186H187V185H186ZM188 186H189V185H188ZM227 186H228V185H227ZM227 186H226V187H227ZM4 187H5V186H4ZM9 187H11V186H9ZM26 187L29 188L28 186H26ZM73 187H74V185H73ZM86 187H87V186H86ZM116 187H117V186H116ZM163 187H164V184H163ZM178 187H180V186H178ZM183 187H184V186H183ZM183 187H182V188H183ZM233 187H234V186H233ZM233 187H232V188H233ZM236 187H237V186H236ZM240 187H241V186H240ZM252 187H253V186H252ZM255 187H256V186H255ZM1 188H3V186H1ZM14 188H15V187H14ZM16 188H17V187H16ZM23 188H24V187H23ZM67 188H68V187H67ZM157 188H158V187H157ZM165 188H167V187H165ZM165 188H162V189H165ZM180 188H181V187H180ZM182 188H181V189H182ZM184 188H185V187H184ZM216 188H217V187H216ZM222 188H223V187H222ZM234 188H235V187H234ZM36 189H37V188H36ZM70 189H72V187H71ZM85 189H86V188H85ZM103 189H104V188H103ZM152 189H153V188H152ZM152 189H151V191H152ZM168 189H169V187H168ZM5 190H6V189H5ZM32 190H33V189H32ZM86 190H87V189H86ZM86 190H85V191H86ZM154 190H155V188H154ZM183 190H184V189H182V191H183ZM215 190H216V189H215ZM251 190H252V189H251ZM251 190H250V191H251ZM80 191H81V189H80ZM102 191H103V190H102ZM143 191L146 193V190H143ZM151 191H150V193L152 194ZM163 191H164V190H163ZM168 191H169V190H168ZM185 191L187 192V190H184V192H181V193L183 194V193H185ZM199 191H200V190H199ZM207 191H208V190H207ZM259 191H260V190H259ZM51 192H52V191H51ZM76 192H77V191H76ZM81 192H82V191H81ZM81 192H79V193H81ZM133 192H134V190H133ZM147 192H149V189L147 190ZM159 192H160V191H159ZM214 192H215V191H214ZM222 192H223V191H222ZM252 192H253V191H252ZM252 192H251V193H252ZM256 192H257V191H256ZM263 192H264V191H263ZM5 193L8 194L7 192H5ZM84 193H85V192H84ZM86 193H87V192H86ZM150 193H149V194H150ZM175 193H176V192H175ZM175 193H174V194H175ZM192 193H193V192H192ZM215 193H216V192H215ZM219 193H221V192L219 191ZM258 193H259V192H258ZM6 194H5V195H6ZM13 194H14V193H13ZM16 194H17V193H16ZM43 194H44V193H43ZM49 194H50V193H49ZM59 194H60V193H59ZM59 194H57V195H59ZM73 194H75V193H73ZM81 194H82V193H81ZM81 194H80V195H81ZM118 194H119V193H118ZM118 194H115V195H118ZM122 194H123V193H122ZM122 194H121V195H122ZM125 194L127 195V193H125ZM147 194H148V193H147ZM149 194H148V195H149ZM178 194H179V193H178ZM186 194H187V193H186ZM46 195H47V194H46ZM63 195H64V194H63ZM75 195H76V194H75ZM82 195H83V194H82ZM134 195H135V194H134ZM175 195H176V194H175ZM208 195H209V194H208ZM223 195H224V194H223ZM226 195H227V194H226ZM10 196H11V195H10ZM37 196H38V195H37ZM86 196H87V195H86ZM111 196H112V193H111ZM132 196H133V195H132ZM153 196H154V194H153ZM167 196H168V195H167ZM178 196H180V194H179ZM178 196H177V197H178ZM209 196H211V195H209ZM209 196H208V197H209ZM213 196H214V195H213ZM218 196H219V194H218ZM12 197H14V196H12ZM12 197H11V198H12ZM19 197H20V196H19ZM35 197H36V196H35ZM46 197H47V196H46ZM57 197H58V196H57ZM65 197H66V196H65ZM69 197H71V196L69 195ZM72 197H73V196H72ZM101 197H102V196H101ZM114 197H115V196H114ZM127 197H128V195H127ZM150 197H151V196H150ZM171 197H172V196H171ZM221 197H222V196H221ZM227 197L229 198V196H227ZM248 197H249V196H248ZM257 197H258V196H257ZM8 198H9V197H8ZM22 198H23V196H22ZM38 198H39V197H38ZM74 198H75V197H74ZM104 198H105V197H104ZM110 198H113V197H110ZM116 198H117V196L115 197V199H116ZM167 198H169V197H167ZM200 198H201V197H200ZM217 198H219V197H217ZM235 198H236V197H235ZM23 199H24V198H23ZM46 199H47V198H46ZM67 199H68V198H67ZM119 199H120V198H119ZM128 199H129V198H128ZM130 199H131V198H130ZM135 199L137 200V198H135ZM196 199H197V198H196ZM209 199H210V198H209ZM229 199H230V198H229ZM261 199H263V198H261ZM14 200H15V199H14ZM44 200H45V199H44ZM76 200H77V199H76ZM98 200H99V198H98ZM126 200H127V198H126ZM197 200H198V199H197ZM207 200H208V199H207ZM220 200H221V199H220ZM225 200H226V199H225ZM255 200H257V199H255ZM3 201H4V199H3ZM15 201H16V203H17V200H15ZM54 201H55V200H54ZM56 201H57V200H56ZM69 201H70V198H69ZM74 201H75V200H74ZM104 201H105V199H104ZM104 201L102 202V203H103V206H104ZM111 201L113 202L114 199H113V200L111 199ZM123 201H124V200H123ZM132 201H134V200H132ZM188 201H189V200H188ZM194 201H195V200H194ZM208 201H209V200H208ZM223 201H224V200H223ZM231 201H233V200H231ZM244 201H245V200H244ZM263 201H264V200H263ZM40 202H41V201H40ZM42 202L44 203V201H42ZM115 202H116V200H115ZM117 202H118V201H117ZM117 202H116V203H117ZM139 202H140V201H139ZM214 202H216V201H214ZM220 202H221V201H220ZM4 203H5V202H4ZM14 203H15V202H14ZM22 203H23V202H22ZM54 203H55V202H54ZM57 203H59V201H58ZM62 203H63V202H62ZM102 203H101V204H102ZM154 203H155V202H154ZM154 203H153V204H154ZM200 203H203V202H200ZM206 203H207V202H206ZM206 203H205V204H206ZM233 203H234V202H233ZM36 204H37V203H36ZM59 204H60V203H59ZM135 204H136V203H135ZM170 204H171V203H170ZM196 204H198V202H197ZM227 204L229 205V202H227ZM231 204H232V203H231ZM0 205H1V203H0ZM18 205H19V204H18ZM54 205H55V204H54ZM76 205H78V204H76ZM79 205H80V204H79ZM106 205H107V204H106ZM168 205H169V204H168ZM201 205H202V204H201ZM214 205H216V204H214ZM248 205H249V204H248ZM254 205H255V204H254ZM62 206H63V205H62ZM74 206H75V205H74ZM81 206H82V205H81ZM153 206H154V205H153ZM191 206H192V205H191ZM217 206H218V205H217ZM217 206H216V207H217ZM232 206H233V204H232ZM2 207H3V206H2ZM7 207H8V206H7ZM7 207H5V208H7ZM12 207H13V206H12ZM19 207H22V205L19 206ZM40 207H41V206H40ZM44 207H45V206H44ZM57 207H59V206H57ZM78 207H79V206H78ZM91 207H92V206H91ZM93 207H94V206H93ZM192 207H193V206H192ZM214 207H215V206H214ZM218 207H219V206H218ZM254 207H255V206H254ZM259 207H260V206H259ZM261 207H262V206H261ZM17 208H18V207H17ZM32 208H33V207H32ZM158 208H159V207H158ZM168 208H169V207H168ZM208 208H209V207H208ZM223 208H224V207H223ZM233 208H234V206H233ZM245 208H246V207H245ZM245 208H244V209H245ZM256 208H257V207H256ZM256 208H255V209H256ZM262 208H263V207H262ZM44 209H45V208H44ZM104 209H105V208H104ZM170 209L172 210V208H170ZM219 209L221 210L222 208H219ZM219 209H218V210H219ZM228 209H230V208H228ZM251 209H252V208H251ZM255 209H254V210H255ZM259 209H260V208H259ZM3 210H4V209H3ZM6 210H7V209H6ZM16 210H17V209H16ZM26 210H27V209H26ZM42 210H43V208H42ZM58 210H60V209H58ZM64 210H65V209H64ZM72 210H73V209H72ZM105 210H106V209H105ZM171 210H170V211H171ZM179 210H180V209H179ZM215 210H216V209H215ZM223 210H224V209H223ZM256 210H257V209H256ZM0 211H1V210H0ZM14 211H15V210H14ZM70 211H71V210H70ZM74 211H75V210H74ZM97 211H98V210H97ZM141 211H142V210H141ZM197 211H198V210H197ZM199 211H200V210H199ZM203 211H204V210H203ZM210 211H211V210H210ZM216 211H217V210H216ZM226 211H227V213H228L229 210H226ZM226 211H225V212H226ZM2 212H3V211H2ZM15 212H16V211H15ZM22 212H23V209H22ZM22 212L20 211V213H22ZM26 212H27V211H26ZM38 212H39V211H38ZM41 212H43V211H41ZM44 212H45V211H44ZM55 212H56V211H55ZM55 212H54V213H55ZM66 212H68V211H66ZM94 212H95V211H94ZM161 212H162V211H161ZM164 212H165V211H164ZM201 212H202V211H201ZM212 212H215V211L212 210ZM218 212H219V211H218ZM220 212H221V211H220ZM247 212H248V211H247ZM87 213H88V212H87ZM105 213H106V212H105ZM109 213H110V212H109ZM135 213H136V212H135ZM138 213H141V212H138ZM171 213H172V212H171ZM173 213H174V212H173ZM203 213H204V212H203ZM223 213H224V212H223ZM249 213H250V212H249ZM5 214H6V213H5ZM22 214H23V213H22ZM42 214H43V213H42ZM64 214H65V212H64ZM75 214H76V213H75ZM77 214L79 215V213H77ZM80 214H81V213H80ZM94 214H96V213H94ZM106 214H107V213H106ZM106 214H105V216H106ZM212 214H213V213H212ZM218 214H219V213H218ZM225 214H226V213H225ZM260 214H261V213H260ZM0 215H2V214H0ZM14 215H15V214H14ZM17 215H18V214H17ZM17 215H15V216L13 217V219L16 218ZM39 215H40V213H39ZM47 215H48V213H47ZM58 215H59V214H58ZM58 215H57V216H58ZM71 215L74 216L73 213H71ZM124 215H125V214H124ZM130 215H131V214H130ZM136 215H137V214H136ZM136 215H135V216H136ZM139 215H141V214H139ZM164 215H165V214H164ZM167 215H168V214H167ZM207 215H208V214H207ZM222 215H223V214H222ZM256 215L258 216V214H256ZM262 215H263V214H262ZM19 216H20V215H19ZM25 216H26V215H25ZM52 216H53V215H52ZM87 216H88V215H87ZM143 216H144V215H143ZM145 216H146V214H145ZM192 216H193V215H192ZM199 216H200V215H199ZM201 216H202V215H201ZM208 216H209V215H208ZM213 216H216V214H215V215L213 214ZM213 216H212L211 218H214ZM254 216H255V215H254ZM17 217H18V216H17ZM31 217H32V216L30 215V218H31ZM68 217H69V216H68ZM79 217H80V216H79ZM79 217H78V218H79ZM133 217H134V216H133ZM138 217H139V216H138ZM171 217H172V216H171ZM252 217H253V216H252ZM260 217H262V216L260 215ZM28 218H29V217H28ZM34 218H35V217H34ZM38 218L40 219V217H38ZM47 218H48V217H47ZM66 218H67V216H66ZM66 218H65V219H66ZM81 218H82V217H81ZM83 218H84V217H83ZM87 218H88V217H87ZM96 218L98 219V215L96 216ZM96 218H93V217H92V219H96ZM103 218H104V217H103ZM123 218H124V217H123ZM129 218H130L129 220H131V217H129ZM169 218H170V217H169ZM207 218H209V217H207ZM211 218H209V219H211ZM262 218H263V217H262ZM20 219H22V218H20ZM31 219H32V218H31ZM41 219H42V218H41ZM44 219H45V218H44ZM44 219H43V220H44ZM69 219H71V218H69ZM69 219H68V220H69ZM74 219H75V217H74ZM90 219H91V218H90ZM101 219H102V218H101ZM113 219H114V218H113ZM115 219H116V218H115ZM118 219H119V218H118ZM195 219H196V218H195ZM219 219H220V217H219ZM219 219H218V220H219ZM253 219H255V218L253 217ZM256 219H257V218H256ZM263 219H264V218H263ZM76 220H77V219H76ZM99 220H100V219H99ZM126 220H127V219H126ZM139 220L141 221V219H139ZM145 220H146V219H145ZM168 220H169V219H168ZM171 220H172V219H171ZM212 220H213V219H212ZM250 220H251V219H250ZM2 221H3V220H2ZM2 221H1V222H2ZM15 221H16V219H15ZM57 221H58V220H57ZM57 221H56V222H57ZM70 221H71V220H70ZM110 221H111V220H110ZM197 221H200V219H198ZM203 221H204V219H203ZM207 221H208V219H207ZM207 221H206L205 224H208ZM216 221H217V219H216ZM244 221H245V220H244ZM7 222H8V221H7ZM17 222H18V221H17ZM17 222H15V223H17ZM19 222H20V221H19ZM61 222H62V221H61ZM72 222H73V221H72ZM80 222H81V221H80ZM117 222H118V221H117ZM127 222H128V221H127ZM134 222H135V221H134ZM174 222H175V221H174ZM247 222H248V221H247ZM262 222H263V221H262ZM46 223H47V222H46ZM82 223H83V222H82ZM95 223H96V222H95ZM103 223H105V222H103ZM106 223H108V222H106ZM123 223H124V222H123ZM132 223H133V222H132ZM169 223H170V222H169ZM197 223H198V222H197ZM245 223H246V221H245ZM249 223H250V221H249ZM256 223H257V222H256ZM21 224H22V223H20V225H21ZM40 224H41V223H40ZM63 224H64V223H63ZM65 224H66V223H65ZM65 224H64V225H65ZM72 224H73V223H72ZM80 224H81V223H80ZM80 224H79V225H80ZM116 224H117V223H116ZM118 224L121 225L120 221L118 222ZM128 224H129V223H128ZM130 224H131V223H130ZM133 224H134V223H133ZM133 224H132V225H133ZM139 224L141 225L140 222H139ZM145 224H146V223H145ZM205 224H203V225H205ZM257 224H258V223H257ZM7 225H8V223H7ZM17 225H18V224H17ZM26 225H27V224H26ZM55 225H56V224H55ZM73 225H74V224H73ZM73 225H72V226H73ZM114 225H115V224H114ZM147 225H149V224H147ZM151 225H152V224H151ZM154 225H156V224L154 223ZM167 225H168V224H167ZM185 225H187V224H185ZM254 225H255V223H254ZM2 226H3V225H2ZM122 226H123V225H122ZM122 226H121V227H122ZM124 226H125V224H124ZM124 226H123V227H124ZM201 226H202V225H201ZM207 226H208V225H207ZM207 226H206V227H207ZM228 226H229V225H228ZM240 226H241V225H240ZM252 226H253V225H252ZM252 226H251V227H252ZM261 226H262V225H261ZM34 227H35V226H34ZM78 227H79V226H78ZM167 227H168V226H167ZM193 227H194V225H193ZM195 227H196V226H195ZM195 227H194V228H195ZM230 227H231V226H230ZM241 227H242V226H241ZM18 228H19V225H18ZM27 228H28V227H27ZM74 228H75V227H74ZM129 228H130V227H129ZM170 228H171V227H170ZM258 228H259V227H258ZM36 229H40V228H36ZM46 229H47V228H46ZM51 229H52V228H51ZM61 229H63V228H61ZM165 229H166V227H165ZM165 229H164V230H165ZM177 229H178V228H177ZM192 229H193V228H192ZM202 229H203V228H202ZM223 229H224V228H223ZM230 229H231V228H230ZM262 229H263V228H262ZM77 230H78V229H77ZM80 230H81V229H80ZM116 230H117V229H116ZM127 230H128V227H127ZM133 230H134V229H133ZM146 230H148V229H146ZM151 230H152V229H151ZM151 230H149V232H150ZM199 230H201V229H199ZM252 230H253V229H252ZM1 231H3V229H2ZM5 231H7L6 228H5ZM53 231H54V230H53ZM59 231H60V229H59ZM66 231H67V230H66ZM110 231H111V230H110ZM112 231H113V230H112ZM141 231H142V230H141ZM172 231H173V230H172ZM193 231H194V230H193ZM202 231H203V230H201L200 233H201ZM205 231H206V230H205ZM220 231H221V229H220ZM263 231H264V230H263ZM28 232H29V231H28ZM40 232H41V231H40ZM40 232H39V233H40ZM56 232H57V231H56ZM64 232H65V231H64ZM103 232H104V231H103ZM118 232H119V230H118ZM126 232H127V231H126ZM131 232H132V231H131ZM134 232H136V231L134 230ZM138 232H139V231H138ZM143 232H144V231H143ZM149 232H148V233H149ZM221 232H222V231H221ZM229 232H230V231H229ZM233 232H235V231H233ZM1 233H2V232H1ZM1 233H0V234H1ZM5 233H6V232H5ZM7 233H8V232H7ZM37 233H38V231H37ZM39 233H38V235H39V239H40V234H42V232H41L40 234H39ZM52 233H53V232H52ZM72 233H73V232H71V234H72ZM83 233H84V232H83ZM98 233H99V232H98ZM101 233H102V232H101ZM112 233H113V232H112ZM123 233H125V232H123ZM139 233H140V232H139ZM150 233H151V232H150ZM169 233H170V232H169ZM178 233H179V232H178ZM200 233H199V235H200ZM202 233H203V232H202ZM204 233H205V232H204ZM216 233H217V232H216ZM50 234H51V233H50ZM55 234H56V233H55ZM55 234H54V235H55ZM61 234H62V233H61ZM67 234H68V233H67ZM77 234H78V233H77ZM135 234H136V233H135ZM145 234H146V231H145ZM191 234H192V233H191ZM224 234H225V233H224ZM224 234H223V235H224ZM231 234H232V233H231ZM245 234H246V233H245ZM17 235H18V234H17ZM63 235H64V234H63ZM87 235H88V234H87ZM90 235H91V234H90ZM116 235H117V234H116ZM139 235H140V234H139ZM139 235H138V236H139ZM147 235H148V234H147ZM147 235H146V236H147ZM161 235H163V234L161 233ZM177 235H178V234H177ZM182 235H183V234H182ZM188 235H189V234H188ZM197 235H198V234H197ZM215 235H216V234H215ZM217 235H219V233H218ZM240 235H241V234H240ZM247 235H248V234H247ZM247 235H246V236H247ZM0 236H1V235H0ZM79 236H80V235H79ZM85 236H86V235H85ZM97 236H98V235H97ZM113 236H114V235H113ZM123 236H124V235H123ZM146 236H144V237H146ZM170 236H171V235H170ZM173 236H174V235H173ZM220 236H221V235H220ZM220 236H219V237H220ZM244 236H245V235H244ZM42 237H43V236H42ZM52 237H53V236H52ZM52 237H51V238H52ZM54 237H55V236H54ZM77 237H78V236H77ZM86 237H87V236H86ZM91 237H92V236H91ZM95 237H96V235H95ZM101 237H102V236H101ZM104 237H105V236H104ZM104 237H103V238H104ZM110 237H111V236H110ZM114 237H115V236H114ZM117 237H118V236H117ZM140 237H141V236H140ZM198 237H201V236H198ZM230 237H231V236H230ZM238 237H239V236H238ZM10 238L12 239V238H14V237L10 236ZM17 238H18V237H17ZM51 238H50V239H51ZM78 238H79V237H78ZM96 238H97V237H96ZM138 238H139V237H138ZM169 238H170V237H169ZM176 238H179V237H176ZM193 238H194V237H193ZM222 238H223V237H222ZM222 238H220V239L222 240ZM242 238H243V237H242ZM244 238H245V237H244ZM259 238H260V237H259ZM11 239H8V238H7V240H11ZM20 239H21V238H20ZM67 239H68V238H67ZM73 239H74V238H73ZM100 239H101V238H100ZM173 239H175V237H173ZM195 239H196V238H195ZM197 239H198V238H197ZM220 239H219V240H220ZM260 239H261V238H260ZM5 240H6V239H5ZM44 240H45V239H44ZM71 240H72V239H71ZM77 240H78V239H77ZM94 240H96V239L94 238ZM112 240H113V239H112ZM130 240H131V239H130ZM139 240H140V239H139ZM159 240H160V239H159ZM176 240H178V239H175V241H176ZM199 240L201 241V238H199ZM241 240H242V239H241ZM62 241H66V239H64V240H62ZM79 241L82 242V239L79 240ZM90 241H91V239H90ZM97 241H98V240H97ZM100 241H101V240H100ZM131 241H132V240H131ZM134 241H135V240H134ZM134 241H133V242H134ZM136 241H137V240H136ZM148 241H149L148 243H150L151 240L149 239ZM160 241H161V240H160ZM173 241H174V240H173ZM193 241H194V240H193ZM216 241H217V240H216ZM237 241H238V240H237ZM1 242H2V241H1ZM1 242H0V243H1ZM6 242H8V241H6ZM9 242H10V241H9ZM17 242H18V241H17ZM83 242H85V241H83ZM94 242H95V241H94ZM111 242H112V241H111ZM126 242H127V240H126ZM170 242H171V241H170ZM176 242H177V241H176ZM241 242H242V241H241ZM243 242H244V241H243ZM12 243H13V242H12ZM49 243H50V242H49ZM63 243H64V242H63ZM69 243H70V242H69ZM90 243H91V242H90ZM104 243H105V242H104ZM115 243H116V241H115ZM155 243H156V241H155ZM199 243H201L200 245H202V242H199ZM206 243H207V242H206ZM213 243H214V242H213ZM237 243H238V242H237ZM251 243H253V242H251ZM257 243H258V241H257ZM257 243H256V244H257ZM263 243H264V242H263ZM9 244H10V243H9ZM39 244H40V243H39ZM126 244H127V243H126ZM145 244H146V243H145ZM153 244H154V243H153ZM153 244H152V245H153ZM215 244H216V243H215ZM221 244H223V242H222ZM240 244L242 245V243L239 242V244H238V245L241 247ZM246 244H247V242H246ZM254 244H255V243H254ZM256 244H255V245H256ZM60 245H61V244H60ZM62 245H63V244H62ZM83 245H86V244L83 243ZM87 245H88V244H87ZM95 245H96V244H94V246H93V245H92V246L96 248L97 245H96V246H95ZM138 245H139V244H138ZM143 245H144V244H143ZM183 245H184V244H183ZM198 245H199V244H198ZM198 245H197V246H198ZM200 245H199V247H200ZM203 245H204V243H203ZM248 245H249V244H248ZM248 245H247V246H248ZM261 245H262V244H261ZM78 246H81V247L83 248V246H82L81 244L78 245ZM88 246H89V245H88ZM90 246H91V245H90ZM128 246H129V245H128ZM131 246H133V245H130V247H131ZM139 246H140V245H139ZM147 246H148V244H147ZM184 246H185V245H184ZM242 246H243V245H242ZM247 246H246V247H247ZM257 246H258V245H257ZM1 247H3V246H1ZM10 247H11V246H10ZM42 247H43V246H42ZM51 247H52V246H51ZM61 247H62V246H61ZM93 247H92V248H93ZM97 247H98V246H97ZM101 247H102V246H101ZM123 247H125V246H123ZM142 247H143V246H141V249H142ZM145 247H146V246H145ZM149 247H151V246H149ZM168 247H169V246H168ZM171 247H172V246H171ZM188 247H189V246H188ZM212 247H213V246H212ZM249 247H250V245H249ZM16 248H17V247H16ZM30 248H31V246H30ZM38 248H39V247H38ZM69 248H70V247H69ZM76 248H77V244H76ZM78 248H79V247H78ZM84 248H85V247H84ZM84 248H83V250H85ZM115 248H116V247H115ZM152 248H153V247H152ZM155 248H156V247H154V249H155ZM176 248H177V247H176ZM200 248H201V247H200ZM253 248H254V247H253ZM256 248H257V247H256ZM35 249H37V248H35ZM40 249H41V248H40ZM46 249H47V248H46ZM46 249L44 248L45 251H46ZM48 249H49V248H48ZM72 249H73V246H72ZM87 249H88V252H90L91 248L88 247ZM89 249H90V250H89ZM108 249H109V248H108ZM116 249H117V248H116ZM136 249H137V247H136ZM149 249H151V248H149ZM149 249H148V252H149ZM201 249H202V248H201ZM212 249H213V248H212ZM212 249H211V250H212ZM235 249H236V251H237V249H238V248H237V245H236V248H235ZM247 249H249V248L247 247ZM14 250H15V249H14ZM14 250H13V251H14ZM30 250H31V249H30ZM37 250H38V249H37ZM44 250H43V251H44ZM49 250H50V249H49ZM77 250H78V249H77ZM131 250H132V249H131ZM177 250H178V248H177ZM186 250H187V248H186ZM203 250H204V249H203ZM203 250H202V251H203ZM254 250H255V249H254ZM27 251H28V250H27ZM38 251H39V250H38ZM45 251H44V253H45ZM79 251H81V250L79 249ZM95 251H96V250H95ZM118 251H119V249H118ZM135 251H136V250H135ZM146 251H147V250H146ZM170 251H172V250H170ZM207 251H208V250H207ZM234 251H235V250H234ZM236 251H235V252H236ZM256 251H257V250H256ZM25 252H26V251H25ZM50 252H52V251H50ZM66 252H67V251H66ZM68 252H69V251H68ZM77 252H78V251H77ZM96 252H97V251H96ZM108 252H109V250H108ZM123 252H124V251H123ZM125 252H126V251H125ZM176 252H178V251H176ZM184 252H185V250H184ZM192 252H193V251H192ZM253 252H254V251H253ZM13 253H14V252H13ZM32 253H33V252H32ZM52 253H53V252H52ZM61 253H62V252H61ZM85 253H86V252H85ZM85 253H84V254H85ZM91 253H92V252H91ZM105 253H106V252H105ZM120 253H121V252H120ZM155 253H156V252H155ZM155 253H154V254H155ZM169 253H170V252H169ZM173 253H174V252H173ZM189 253H190V252H189ZM200 253H201V251H200ZM203 253H204V252H203ZM207 253H208V252H207ZM254 253H255V252H254ZM254 253H253V254H254ZM26 254H27V253H26ZM39 254H40V253H39ZM50 254H51V253H50ZM59 254H60V253H59ZM59 254H58V255H59ZM84 254H83V255H84ZM190 254H191V253H190ZM212 254H213V253H212ZM28 255H29V254H28ZM43 255H44V254H43ZM43 255L41 254L40 256L43 257ZM62 255H63V254H62ZM80 255H81V254H80ZM90 255H91V254H90ZM101 255H102V254H101ZM121 255H122V254H121ZM140 255H141V254H140ZM192 255H193V254H192ZM208 255H209V254H208ZM231 255H232V254H231ZM260 255H261V254H260ZM30 256H31V258H32V257L35 256V255H33V256L30 255ZM40 256H39V257L37 256V258H40ZM56 256H57V255H56ZM59 256H60V255H59ZM78 256H79V255H78ZM94 256H98V254H97V255H94ZM133 256H134V255H133ZM221 256H222V255H221ZM225 256H226V255H225ZM234 256L237 257V255H236L235 253H234ZM234 256H233V257H234ZM253 256H254V255H253ZM253 256H252V257H253ZM256 256H257V254H256ZM42 257H41V258H42ZM61 257H62V256H61ZM68 257H69V255H68ZM79 257H80V256H79ZM102 257H103V255H102ZM127 257H128V256H127ZM131 257H132V256H131ZM204 257H205V255H204ZM207 257H208V256H207ZM207 257H206V258H207ZM211 257H212V256H211ZM236 257H235V258H236ZM45 258H46V257H45ZM58 258H59V257H58ZM65 258H66V257H65ZM96 258H97V257H96ZM96 258H94V259H96ZM114 258H115V257H114ZM158 258L160 259V257H158ZM259 258H260V257H259ZM259 258H258V260H259ZM27 259H28V258H27ZM66 259H67V258H66ZM72 259H73V258H72ZM86 259H87V258H86ZM115 259H116V258H115ZM161 259H162V258H161ZM224 259H225V258H224ZM230 259H231V258H230ZM236 259H237V258H236ZM251 259H253V258H251ZM254 259H255V258H254ZM260 259H261V258H260ZM38 260H39V262L41 261L40 259H38ZM56 260H57V257H56ZM60 260H61V259H60ZM63 260H65V259H63ZM67 260H68V259H67ZM67 260L64 261V264H65V262H67ZM69 260H70V258H69ZM152 260H153V259H152ZM152 260H151V261H152ZM208 260H209V259H208ZM208 260H207V261H208ZM228 260H229V258H228ZM256 260H257V258H256ZM258 260H257V261H258ZM54 261H55V260H54ZM96 261H97V259H96ZM128 261H129V260H128ZM154 261H155V260H154ZM205 261H206V260H205ZM210 261H211V260H210ZM235 261H236V260H235ZM253 261H254V260H253ZM259 261H260V260H259ZM26 262H27V261H26ZM29 262H30V261H29ZM39 262H38V263H39ZM45 262H46V261H45ZM51 262H52V261H51ZM195 262H196V261H195ZM224 262H225V261H224ZM224 262H223V263H224ZM233 262H234V261H233ZM233 262H232V263H233ZM237 262H238V260H237ZM7 263H8V262H7ZM38 263L36 262V264H38ZM43 263H44V262H43ZM97 263H98V262H97ZM150 263H151V262H150ZM153 263H155V262H153ZM158 263H159V262H158ZM205 263H207V262H205ZM25 264H27V263H25ZM185 264H186V263H185ZM259 264H260V262H259ZM261 264H262V263H261Z\"/></svg>",
	"mask_w": 264,
	"mask_h": 264
}]
</instances>
